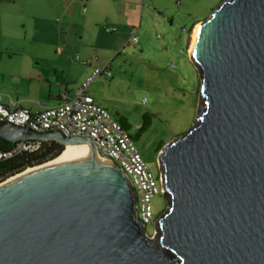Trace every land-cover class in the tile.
<instances>
[{
    "label": "water",
    "instance_id": "water-1",
    "mask_svg": "<svg viewBox=\"0 0 264 264\" xmlns=\"http://www.w3.org/2000/svg\"><path fill=\"white\" fill-rule=\"evenodd\" d=\"M200 22L199 108L158 156L155 234L89 137L3 122L12 145L87 141L91 153L0 189V264H264V0H222Z\"/></svg>",
    "mask_w": 264,
    "mask_h": 264
},
{
    "label": "rangeland",
    "instance_id": "rangeland-1",
    "mask_svg": "<svg viewBox=\"0 0 264 264\" xmlns=\"http://www.w3.org/2000/svg\"><path fill=\"white\" fill-rule=\"evenodd\" d=\"M221 1L139 0L137 8V0H0V70L16 69L18 53L38 41H54L73 56L86 53L96 67L109 64L112 76L96 78L88 92L130 134L147 117L141 139L133 142L157 179L162 148L188 130L199 108L200 74L188 54L190 26ZM111 26L117 31L107 33ZM6 51L15 53L13 59ZM151 205L156 218L166 208L162 192L152 196ZM153 231V224L145 225L147 235Z\"/></svg>",
    "mask_w": 264,
    "mask_h": 264
},
{
    "label": "built area",
    "instance_id": "built-area-1",
    "mask_svg": "<svg viewBox=\"0 0 264 264\" xmlns=\"http://www.w3.org/2000/svg\"><path fill=\"white\" fill-rule=\"evenodd\" d=\"M85 1V0H81ZM116 30L115 26L105 28L107 32ZM136 30H130V41L137 40ZM61 47L58 48L60 50ZM77 61L78 57H70ZM112 76L109 64L94 67L81 82L73 95L66 91L58 93L59 103L40 111L31 112L15 103H0V123L7 122L26 129L45 132L60 131L65 136H86L94 143L97 157L116 164L128 178L135 194V214L145 230V225L153 224L155 234L156 218L153 216L151 198L163 192L160 180L154 178L142 155L134 145L127 129L108 110L95 102L87 87L96 78L107 79ZM41 141H19L10 149L0 150V161L22 151L31 152L39 147Z\"/></svg>",
    "mask_w": 264,
    "mask_h": 264
},
{
    "label": "crops",
    "instance_id": "crops-1",
    "mask_svg": "<svg viewBox=\"0 0 264 264\" xmlns=\"http://www.w3.org/2000/svg\"><path fill=\"white\" fill-rule=\"evenodd\" d=\"M78 1L85 3L87 0ZM138 6L139 0H137V8ZM197 22L199 20L195 21V24ZM116 31L117 27L113 32ZM112 39L114 41L110 40V43L115 47L117 45L115 40H118V37ZM59 47H61L60 50H58ZM63 47L54 41H38L37 46L32 50L18 53L20 58L16 69L0 70V103H15L18 107L34 112L57 105L58 93L61 91H66L70 96L73 95L96 65L86 53L81 51L77 61H70L69 58L74 56L70 50ZM5 54L8 59H13L15 53L6 51ZM95 80L88 85V91ZM93 98L96 101L100 100L94 96Z\"/></svg>",
    "mask_w": 264,
    "mask_h": 264
},
{
    "label": "trees",
    "instance_id": "trees-1",
    "mask_svg": "<svg viewBox=\"0 0 264 264\" xmlns=\"http://www.w3.org/2000/svg\"><path fill=\"white\" fill-rule=\"evenodd\" d=\"M195 22L190 26V28ZM189 28V30H190ZM120 123L127 129V124L120 120ZM148 126L147 117L143 123L137 126V133L144 131ZM12 143L0 137V150L10 149ZM63 146L54 141H41L39 147L31 152L22 151L8 159L0 161V182L6 178L22 171L23 169L55 158L62 150Z\"/></svg>",
    "mask_w": 264,
    "mask_h": 264
},
{
    "label": "bare ground",
    "instance_id": "bare-ground-1",
    "mask_svg": "<svg viewBox=\"0 0 264 264\" xmlns=\"http://www.w3.org/2000/svg\"><path fill=\"white\" fill-rule=\"evenodd\" d=\"M201 25H202L201 22H198L193 26L192 33H191V40H190L191 42L188 48V54L190 58H192V55L190 52L198 37V34L201 29ZM90 153H91V148H90L89 142L87 141L67 143L63 146L61 152L55 158L48 160L46 162H43L42 164H39V165L27 167L23 169L22 171L1 181L0 189L33 172L40 171V170H43L51 166L87 158L89 157ZM102 160H105V159H102Z\"/></svg>",
    "mask_w": 264,
    "mask_h": 264
},
{
    "label": "flooded vegetation",
    "instance_id": "flooded-vegetation-1",
    "mask_svg": "<svg viewBox=\"0 0 264 264\" xmlns=\"http://www.w3.org/2000/svg\"><path fill=\"white\" fill-rule=\"evenodd\" d=\"M187 33L189 34V31H187ZM145 131V130H144ZM144 131L140 132V133H137V131L134 133V134H130L129 135L131 136V138L137 142V140L141 139Z\"/></svg>",
    "mask_w": 264,
    "mask_h": 264
}]
</instances>
